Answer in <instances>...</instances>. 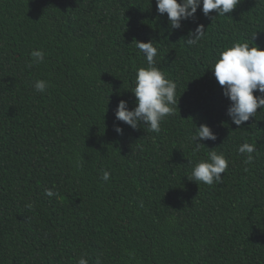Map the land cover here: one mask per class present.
Listing matches in <instances>:
<instances>
[{
    "label": "trees",
    "instance_id": "trees-1",
    "mask_svg": "<svg viewBox=\"0 0 264 264\" xmlns=\"http://www.w3.org/2000/svg\"><path fill=\"white\" fill-rule=\"evenodd\" d=\"M198 24L205 36L189 46ZM182 25L171 29L156 0H0V264H264V110L233 124L211 71L237 42L264 50V0L224 17L201 6ZM134 40L154 41L176 105L159 133L120 122L118 135L115 110L135 108L147 67ZM38 50L45 62L29 67ZM202 124L217 139L194 151ZM210 150L228 168L198 185L187 176Z\"/></svg>",
    "mask_w": 264,
    "mask_h": 264
},
{
    "label": "clouds",
    "instance_id": "clouds-1",
    "mask_svg": "<svg viewBox=\"0 0 264 264\" xmlns=\"http://www.w3.org/2000/svg\"><path fill=\"white\" fill-rule=\"evenodd\" d=\"M239 4V0H156L158 14H167L170 28L180 30L182 22H195L197 10L201 8L206 17L216 12L218 17H224L231 13ZM211 18V17H210ZM206 30L203 24H198L196 29L189 32L185 40L189 46L197 45L205 36ZM256 36L252 37L254 39ZM136 49L146 58L147 67L137 70L134 81L135 87L132 90L136 98V106L129 110L128 102L120 100L115 110L114 131L118 135L123 134L120 122L137 130L141 124L146 125L149 132L159 133L161 123L173 113L176 105V88L174 81L165 77L164 72L156 66L155 58L158 49L154 41L147 43L134 40ZM255 45V44H254ZM46 53L42 50L32 51L29 67L45 62ZM218 84L223 88V95L230 100V107L227 115L233 124L243 126L245 122L255 118L258 110H264V50L259 46H250L249 43H235L219 53V58L211 70ZM45 80H36L33 89L37 93H45L49 87ZM259 93V95H254ZM195 142L194 151L202 146L197 141H215L217 135L207 124L199 126L198 131L192 137ZM256 146L247 142L238 147V152L247 154L244 164L253 162V153ZM228 160L223 154L210 150L208 160L198 162L188 177L190 181L212 186L223 182V176L228 168ZM247 170V169H245ZM100 179L109 182L111 174L109 171H102ZM53 188L45 189V195L49 198L58 196ZM31 207V205H28ZM77 264H89L88 260L81 256ZM97 264H101L97 260Z\"/></svg>",
    "mask_w": 264,
    "mask_h": 264
}]
</instances>
